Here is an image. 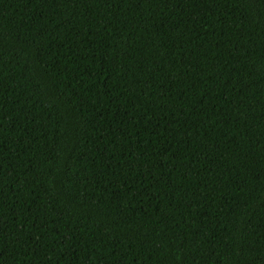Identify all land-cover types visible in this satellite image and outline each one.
<instances>
[{"label":"trees","instance_id":"obj_1","mask_svg":"<svg viewBox=\"0 0 264 264\" xmlns=\"http://www.w3.org/2000/svg\"><path fill=\"white\" fill-rule=\"evenodd\" d=\"M0 264H264V0H0Z\"/></svg>","mask_w":264,"mask_h":264}]
</instances>
